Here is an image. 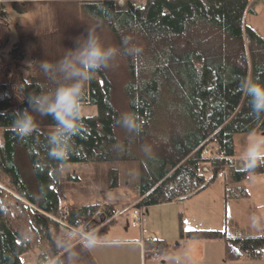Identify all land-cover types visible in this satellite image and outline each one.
<instances>
[{"label": "trees", "instance_id": "trees-1", "mask_svg": "<svg viewBox=\"0 0 264 264\" xmlns=\"http://www.w3.org/2000/svg\"><path fill=\"white\" fill-rule=\"evenodd\" d=\"M52 5L61 19L48 31L21 35L5 63L10 17L0 1V76L5 77L0 79V264H28L23 261L28 253L36 254L38 264H67L63 250L73 242L68 226L102 222L96 231L87 229L102 237L116 222V212L107 204L98 217L99 203L63 210L73 186L66 163L138 162L137 208L191 197L228 167L236 180L264 174V156L250 168H245L248 157L243 169L235 166L234 135L264 132V117L251 114L248 97L238 89L243 79L264 85V38L245 23L249 0H126L124 8L117 0H59ZM89 31L118 52L108 69L85 83L82 107L95 105L97 111L81 114L68 159L60 162L49 156L48 137L59 131L51 117L34 114L37 130L24 140L16 136L13 119L28 108L30 93L51 98L56 88L76 83L58 67L44 73L40 65H56ZM135 45L142 52L133 58L128 51ZM28 59L32 62L25 76L19 62ZM125 112L140 118L139 131L116 124ZM207 147L211 154L206 157ZM111 174L118 180L117 170ZM235 191L234 198L249 197L245 186ZM180 237L223 240L228 262L258 260L264 253V232L232 235L226 229L181 227ZM146 247L165 250L168 243L147 239Z\"/></svg>", "mask_w": 264, "mask_h": 264}, {"label": "rangeland", "instance_id": "rangeland-1", "mask_svg": "<svg viewBox=\"0 0 264 264\" xmlns=\"http://www.w3.org/2000/svg\"><path fill=\"white\" fill-rule=\"evenodd\" d=\"M0 1L6 3L10 17V28L7 32L9 34V43L5 49L4 57L7 59L5 63L11 61L9 52L18 42L21 35L35 29L48 31L54 27L55 20L61 19V15L54 13V5H52L53 1L59 0ZM117 3L120 8H124L126 0H117ZM12 4H16V8L13 7ZM245 23L247 26L252 27L260 37L264 38V0H249V8L245 16ZM17 24H21L24 27L19 28ZM69 24L71 27L74 26V28L77 26L76 24L74 25L73 22ZM83 30V26L79 28V31L82 32V36L84 33ZM250 48V39L247 37V50L249 53ZM61 53L60 51L58 52L59 55ZM31 62L32 61L29 59L19 62V67L25 76L30 73L29 65ZM0 79L4 80L5 77L0 76ZM96 111L97 107L95 105H86L82 107L81 114L91 115L95 114ZM260 136H264V132L254 131L236 133L234 135L235 166L237 169H243L244 161L248 157V153L253 146V140ZM210 154L207 147L204 155L207 157ZM64 168L66 173H72L70 181L73 186L68 192L67 199L63 201V210H66L68 206L78 208L86 204L99 203L101 205L100 211H102L103 207H106L107 204L112 206L116 212V222L107 228V232H110L112 237L122 238L119 232L124 233L125 228L133 231L141 230L142 225H138V227H132L131 225L132 210L137 208L136 205L140 200L138 162L66 163L64 164ZM206 168H204V171H208V168ZM113 169L118 171V180H116L115 175L111 174ZM208 177L210 178V175H208ZM241 186L246 187L249 192V197L236 199L233 194H235V190ZM184 200L187 201V207L190 205L192 206L198 219L207 221L210 212L215 214L216 218L214 224L216 227L213 229L206 228L200 230L221 231L226 229L228 232L231 230L232 234H236V232H260L261 228H264V174H249L245 179L236 180L232 169L228 167L223 169L207 188ZM184 200H181L182 202L180 203L172 201L164 204L142 207V217L143 214L148 216L145 235L154 238H165L162 236L171 237L167 224L171 220L168 219L170 215H173L179 220V232H181V227L184 230H189L188 226L190 222L188 220L192 219L188 214V208L184 210ZM100 211L96 213L95 217H98V214L101 213ZM219 213L222 214V219H220V221L219 218H217ZM141 224L143 223L141 222ZM102 225H104L102 222L94 221L89 225L86 224L85 226L77 228L88 232V230L96 231ZM167 242L173 247L170 239H168ZM176 243H178V241ZM112 249L113 251L125 250L127 253H132V249H134L135 252L137 251L132 245H118ZM134 260L136 261L135 257ZM245 261L247 260H241L239 263L243 264ZM25 263L38 264L36 254L26 258ZM117 264H119V262Z\"/></svg>", "mask_w": 264, "mask_h": 264}, {"label": "clouds", "instance_id": "clouds-1", "mask_svg": "<svg viewBox=\"0 0 264 264\" xmlns=\"http://www.w3.org/2000/svg\"><path fill=\"white\" fill-rule=\"evenodd\" d=\"M123 38V42L128 41ZM78 45L69 49L63 59L56 65L52 62H41L44 73L50 72L54 67L65 73L68 78L75 79L76 83L56 88L52 97L45 94L30 93L27 96L28 108L18 111L13 119V129L18 138L24 140L32 136L37 130V118L34 114L51 117L55 122V128L59 131L49 135L48 140L52 145L49 156L64 162L71 152V141L79 133L81 128V93L85 83L91 80L94 74L101 69H108L109 62L118 52L113 45L105 47L100 38L89 31L85 38H77ZM142 52L138 46H133L128 54L135 58ZM239 91L248 97L250 112L254 117H264V85L243 79L238 85ZM7 96V93L4 94ZM116 124L127 131H139L141 128L140 118L132 112L122 113L116 120ZM264 155V136L256 137L253 146L248 153L245 168H250ZM2 209V208H0ZM96 238L89 236L85 242L86 248H93Z\"/></svg>", "mask_w": 264, "mask_h": 264}, {"label": "crops", "instance_id": "crops-1", "mask_svg": "<svg viewBox=\"0 0 264 264\" xmlns=\"http://www.w3.org/2000/svg\"><path fill=\"white\" fill-rule=\"evenodd\" d=\"M175 201L178 203L182 202L181 200ZM183 207L184 210L185 208H188V214L192 219L188 220L190 222L188 226L189 230L206 228L213 229L216 227L214 224L216 217L213 212H210L207 221H203L198 219V216L191 205L187 207V201L185 200ZM217 218H219L220 221V219H222V214L219 213ZM142 219L143 224H141L142 227L140 226L141 230L133 231L125 228L124 233L119 232V234L122 235V238L112 237L110 232H107V229L104 236L96 238V245L91 249L73 241L63 250V256L67 264H117L118 262L119 264H240L239 262H241V260L228 262L225 259V243L221 239H181L179 220L173 215H170L168 219L171 220L167 223L171 237H155L165 239L166 242L170 239L173 247L168 244V247L165 250H162V255L158 258H154L145 251L148 249L146 247V240L154 239V237L145 235L148 216L143 214ZM263 232L264 228H261L260 232L255 233L236 232V234H232L230 230L232 235H258ZM177 241L178 243H176ZM118 245H132L137 251L135 252L134 249L131 250L132 253H127L125 250L113 251L112 248ZM29 256H34V254L28 253L24 255L23 261L26 262V258ZM134 257L136 261L134 260ZM243 264H264V253L260 259L247 260Z\"/></svg>", "mask_w": 264, "mask_h": 264}, {"label": "built area", "instance_id": "built-area-1", "mask_svg": "<svg viewBox=\"0 0 264 264\" xmlns=\"http://www.w3.org/2000/svg\"><path fill=\"white\" fill-rule=\"evenodd\" d=\"M105 207H103L102 211H105ZM101 212V211H100ZM142 222V213L141 210L139 208H134L132 210V226L133 227H138V225H140ZM70 229V236L71 237H78L79 241H81V243L85 244L86 240L88 239V237L90 236L88 233H86L83 230H79L76 227H72V226H68ZM146 253H148L149 255H151L154 258H158L162 255L161 250L153 247L151 249H146ZM145 253V254H146Z\"/></svg>", "mask_w": 264, "mask_h": 264}]
</instances>
